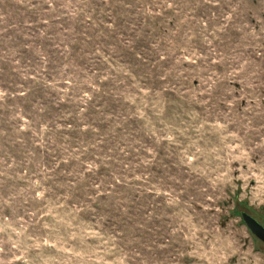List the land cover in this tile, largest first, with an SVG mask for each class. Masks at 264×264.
Returning <instances> with one entry per match:
<instances>
[{"label":"rangeland","instance_id":"obj_1","mask_svg":"<svg viewBox=\"0 0 264 264\" xmlns=\"http://www.w3.org/2000/svg\"><path fill=\"white\" fill-rule=\"evenodd\" d=\"M264 0H0V264H264Z\"/></svg>","mask_w":264,"mask_h":264},{"label":"water","instance_id":"obj_2","mask_svg":"<svg viewBox=\"0 0 264 264\" xmlns=\"http://www.w3.org/2000/svg\"><path fill=\"white\" fill-rule=\"evenodd\" d=\"M241 218L251 234L254 235L259 241L261 240L264 243V227L247 213H243Z\"/></svg>","mask_w":264,"mask_h":264}]
</instances>
